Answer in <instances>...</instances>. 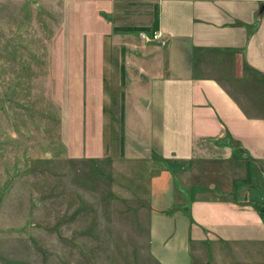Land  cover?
<instances>
[{"label":"crops","instance_id":"obj_1","mask_svg":"<svg viewBox=\"0 0 264 264\" xmlns=\"http://www.w3.org/2000/svg\"><path fill=\"white\" fill-rule=\"evenodd\" d=\"M65 12L72 159L146 216L160 264H264L262 202L176 176L179 190L162 164H264V0H65ZM152 28L164 44L140 37Z\"/></svg>","mask_w":264,"mask_h":264},{"label":"rangeland","instance_id":"obj_2","mask_svg":"<svg viewBox=\"0 0 264 264\" xmlns=\"http://www.w3.org/2000/svg\"><path fill=\"white\" fill-rule=\"evenodd\" d=\"M65 31V0H0V264H160L146 216L108 197L103 168L70 155ZM247 162L162 164L191 190L264 204V164Z\"/></svg>","mask_w":264,"mask_h":264},{"label":"built area","instance_id":"obj_3","mask_svg":"<svg viewBox=\"0 0 264 264\" xmlns=\"http://www.w3.org/2000/svg\"><path fill=\"white\" fill-rule=\"evenodd\" d=\"M139 34L145 40H156L160 44H164L166 41L163 33L158 28H152L150 31L141 30Z\"/></svg>","mask_w":264,"mask_h":264},{"label":"trees","instance_id":"obj_4","mask_svg":"<svg viewBox=\"0 0 264 264\" xmlns=\"http://www.w3.org/2000/svg\"><path fill=\"white\" fill-rule=\"evenodd\" d=\"M157 26V15H155V20H154V22H153V25H152V27H156ZM144 28V27H147V26H140V27H138V28Z\"/></svg>","mask_w":264,"mask_h":264}]
</instances>
